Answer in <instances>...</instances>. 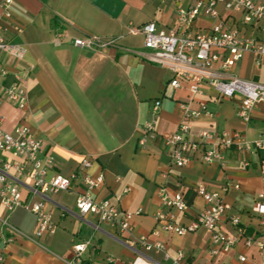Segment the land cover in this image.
Listing matches in <instances>:
<instances>
[{"label": "crops", "instance_id": "1", "mask_svg": "<svg viewBox=\"0 0 264 264\" xmlns=\"http://www.w3.org/2000/svg\"><path fill=\"white\" fill-rule=\"evenodd\" d=\"M1 1V0H0ZM194 0H12L11 16L0 6V26L5 38L27 48L24 60L0 54L1 66L25 72L29 103L26 109L4 100L0 115L3 128L13 131L27 125L35 138L43 141V153L53 154L56 171L70 174L81 170L84 159L91 160L88 173L104 175L103 184L92 192L98 200H110L122 210L142 213L133 218L134 229L122 233L101 222L94 215L82 216L76 209V199L84 186L75 184L72 190L60 192L45 200L57 226L55 233L36 237L37 216L31 210L18 207L10 212L0 203V264H67L74 260L72 248L76 243L89 241L81 264H258L260 250L238 243L229 252L214 256L210 252L211 232L201 227L179 235L162 231L154 235L160 211L168 212L161 200V189L168 193L182 192L190 210L185 213L172 209L175 221L189 225L206 203L198 195L196 184L219 191L231 210L220 223L224 233L236 237L260 236L262 227L252 213L257 195L264 192V149L254 152L232 148L226 153L224 165L207 163L199 151L191 162L178 167L170 157L161 135L174 132L182 121L180 103L189 100V83L178 88L170 86L172 71L149 59L152 51L144 46L141 34L129 33V25H143L154 21L161 29L178 28L177 11L190 6ZM222 9V8H221ZM225 14L227 23L232 19ZM216 19L199 16L190 32H208ZM184 32L182 29H179ZM86 35L117 38L114 46L102 50L80 48L74 40ZM116 68L129 81L130 128L116 131L98 113L84 93L83 73L90 74L97 67ZM217 67V66H216ZM63 71L74 85L77 100L84 105L82 112H73L54 89L52 82ZM232 71L246 79L264 82V63H257L253 53H246ZM14 79L0 78V88ZM68 85V83H66ZM203 100L214 113L189 121L190 139L198 142L200 133L208 130L240 131L248 138L264 136V104L252 111L250 122L237 115L240 97H220L209 85H204ZM159 100V136L140 147L143 123L151 117ZM66 103V104H65ZM27 184L30 181H26ZM235 185H239L237 188ZM228 186L227 191L223 188ZM24 196L29 197L28 191ZM35 200L41 199L35 197ZM241 218L242 232L230 221ZM21 231L14 234L3 226L2 219ZM162 242L165 250H147L141 243ZM7 239V241H5ZM166 254L168 256H166ZM178 263H175L179 256ZM239 255L248 260L240 262Z\"/></svg>", "mask_w": 264, "mask_h": 264}, {"label": "built area", "instance_id": "2", "mask_svg": "<svg viewBox=\"0 0 264 264\" xmlns=\"http://www.w3.org/2000/svg\"><path fill=\"white\" fill-rule=\"evenodd\" d=\"M11 3L12 0L0 1L6 16H11ZM223 12L229 15L232 24L227 23ZM201 15L216 19V22L208 32H190L194 22ZM176 19L178 28L161 29L154 21L139 26L131 24L128 27L129 33L143 36L144 46L152 51L149 59L167 66L172 71L173 77L169 83L171 87L178 88L183 81L189 83L190 98L180 103L182 121L178 129L161 135L174 164L178 167L185 166L202 151L205 162L224 165L226 153L232 148L248 152L264 149L263 135L250 139L240 131H223L217 134L204 130L199 135V141L194 142L190 139L189 125L192 119L214 115L203 100L205 84L211 86L220 97L239 96L237 115L243 121L250 122L254 108L264 104V82L242 78L232 71L246 53H253L258 64L264 63V0H194L190 6L177 11ZM117 40L86 35L76 38L74 44L80 48L102 50L114 46ZM0 54L20 61L24 60L27 54L24 45L11 43L5 38L1 26ZM1 65L0 63V78L12 75L14 79L7 86L0 88V107L4 100H8L15 107L26 109L29 96L25 72L18 70L11 73ZM160 106L161 102L157 100L151 117L143 123L140 147H146L150 140L159 136L157 125ZM3 123L4 117L0 115V203L10 212L24 207L35 213L38 221L36 237L53 234L57 229L52 213L46 208L45 200L54 194L72 190L77 183L82 184L85 189L76 199V209L80 215H94L99 221L122 233L133 231V218L142 211L122 210L108 199L96 200L92 192L103 184L104 175L94 176L87 172L92 165L90 159L82 161L79 171L70 174L58 172L55 156L43 153V141L35 138L27 125L7 131L3 128ZM26 181L30 183L27 184ZM235 186L239 188V185ZM227 189L228 186L223 188L224 191ZM25 190L29 194L27 198L24 196ZM196 191L206 205L196 213L189 225H180L175 221L172 209L187 213L190 206L182 192L170 194L162 188L161 200L169 211L156 214L159 225L153 234L159 235L162 231H167L184 235L205 227L211 232L212 255L227 253L238 243H243L247 248L258 247V264H264V192L257 195L255 205L251 209L260 221L261 235L236 237L220 229L222 219L231 210V205L224 200L223 195L219 191L209 190L203 183L196 184ZM35 197L41 199L35 200ZM230 221L240 232L243 231L240 216L233 215ZM2 223L6 228L12 229L14 234H23L13 227L7 218L2 219ZM140 241L147 250L166 249L162 242L151 244L145 237H141ZM89 244V241L76 243L72 248L74 260L67 261V264H81L83 253ZM181 257L180 255L175 263H178ZM2 259L1 257L0 260ZM139 259L133 264H138ZM238 259L242 263L248 260L246 255H239Z\"/></svg>", "mask_w": 264, "mask_h": 264}, {"label": "rangeland", "instance_id": "3", "mask_svg": "<svg viewBox=\"0 0 264 264\" xmlns=\"http://www.w3.org/2000/svg\"><path fill=\"white\" fill-rule=\"evenodd\" d=\"M63 71L52 81L55 90L61 95V98L67 102V107L73 112L82 111L83 104L77 100L74 85L70 82L68 85L63 82L67 81ZM82 84L83 91L91 100L95 110L103 115V118L116 131L126 132L130 128L129 116V96L130 85L125 76H121L116 68L106 65L97 67L90 74L83 73ZM66 104V103H65ZM85 112L86 111H82Z\"/></svg>", "mask_w": 264, "mask_h": 264}]
</instances>
